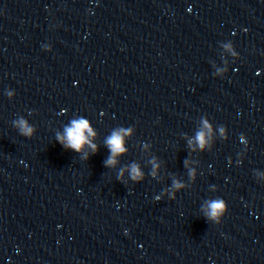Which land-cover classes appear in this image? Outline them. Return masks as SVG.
<instances>
[{
	"label": "clouds",
	"instance_id": "1",
	"mask_svg": "<svg viewBox=\"0 0 264 264\" xmlns=\"http://www.w3.org/2000/svg\"><path fill=\"white\" fill-rule=\"evenodd\" d=\"M21 127L23 128L25 134H30L31 129L28 128L24 121L20 122ZM87 132L88 136L93 135L89 124L85 120L73 121L72 127L67 128L65 130V136L60 137L61 143L65 144V147H70L76 151H80L82 147L87 143L93 151L96 150V145L91 144V141L88 139V136L85 135ZM198 140L201 142V146H203V134L198 136ZM108 147L112 153L111 157L106 161L107 165L115 164V157L117 154L125 151L123 147V138L119 133H113V135L107 140ZM133 177L139 175V171L136 167L132 169ZM211 215L215 216L218 210L222 207L221 203L216 202L211 206Z\"/></svg>",
	"mask_w": 264,
	"mask_h": 264
}]
</instances>
